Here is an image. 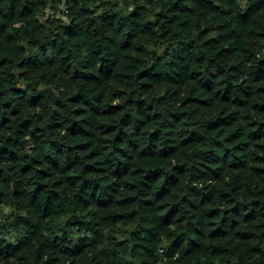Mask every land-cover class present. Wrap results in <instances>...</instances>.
Returning <instances> with one entry per match:
<instances>
[{
  "label": "trees",
  "instance_id": "obj_1",
  "mask_svg": "<svg viewBox=\"0 0 264 264\" xmlns=\"http://www.w3.org/2000/svg\"><path fill=\"white\" fill-rule=\"evenodd\" d=\"M0 264H264V0H0Z\"/></svg>",
  "mask_w": 264,
  "mask_h": 264
},
{
  "label": "clouds",
  "instance_id": "obj_2",
  "mask_svg": "<svg viewBox=\"0 0 264 264\" xmlns=\"http://www.w3.org/2000/svg\"><path fill=\"white\" fill-rule=\"evenodd\" d=\"M62 18H63V17H62ZM112 103H113V104H119L120 101L117 99V100H113Z\"/></svg>",
  "mask_w": 264,
  "mask_h": 264
},
{
  "label": "built area",
  "instance_id": "obj_3",
  "mask_svg": "<svg viewBox=\"0 0 264 264\" xmlns=\"http://www.w3.org/2000/svg\"><path fill=\"white\" fill-rule=\"evenodd\" d=\"M62 8H64V10H65V5H63Z\"/></svg>",
  "mask_w": 264,
  "mask_h": 264
}]
</instances>
